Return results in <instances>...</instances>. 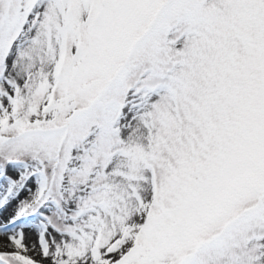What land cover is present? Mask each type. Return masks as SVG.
I'll return each instance as SVG.
<instances>
[{
    "label": "snow or ice",
    "instance_id": "snow-or-ice-1",
    "mask_svg": "<svg viewBox=\"0 0 264 264\" xmlns=\"http://www.w3.org/2000/svg\"><path fill=\"white\" fill-rule=\"evenodd\" d=\"M0 264H264V0H0Z\"/></svg>",
    "mask_w": 264,
    "mask_h": 264
}]
</instances>
